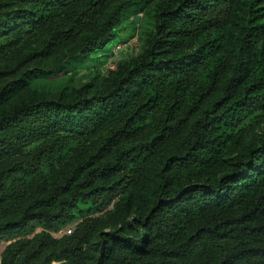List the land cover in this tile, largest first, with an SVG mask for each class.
I'll use <instances>...</instances> for the list:
<instances>
[{
	"label": "trees",
	"instance_id": "trees-1",
	"mask_svg": "<svg viewBox=\"0 0 264 264\" xmlns=\"http://www.w3.org/2000/svg\"><path fill=\"white\" fill-rule=\"evenodd\" d=\"M112 1L0 0V56L45 21L54 25L51 48L72 41ZM22 2L41 10L14 7ZM235 2L159 0L147 46L117 63L105 85L84 87L76 101L33 99L0 114V216L19 213L0 222V244L8 242L0 264H78L107 209L130 214L141 175L176 138L149 210L101 231L93 264H264V134L259 146L232 154L264 121V0L251 1L237 23L239 57L220 87ZM128 5L82 39L83 61L99 58L88 53L108 42ZM23 84L4 85L0 102ZM57 170L49 190L48 173Z\"/></svg>",
	"mask_w": 264,
	"mask_h": 264
},
{
	"label": "rangeland",
	"instance_id": "rangeland-1",
	"mask_svg": "<svg viewBox=\"0 0 264 264\" xmlns=\"http://www.w3.org/2000/svg\"><path fill=\"white\" fill-rule=\"evenodd\" d=\"M159 0H113L91 22L80 35L72 41L61 42L57 47L51 48L46 44L48 32L54 25L45 21L39 30L33 31L24 40L6 55L0 56V89L10 82L22 81L24 84L16 90L8 93L0 102V114L29 103L33 99H61L62 101H76L85 90L84 87L94 89L105 85L110 76V70L123 60L138 56L147 46L149 35L153 29L154 7ZM253 0H236L231 14V22L227 28L226 39L221 51L226 55L228 67L221 79L220 87L224 80L231 75L234 64L239 57L236 44L237 23L245 16L249 3ZM129 3L121 13V18L111 31L110 39L98 49L91 50L88 57H99L88 63L83 61L84 55L80 54V44L87 35H96L99 24L107 14L118 4ZM142 9L137 12V8ZM14 7L25 8L32 13L40 12L41 5L32 2L16 3ZM41 16V13H39ZM137 15L139 19L136 20ZM107 46V47H106ZM196 44L183 47L179 53L189 51ZM106 47V48H104ZM221 88L203 104V108L209 107L221 93ZM91 91V90H87ZM264 134V121L250 127L244 134L235 152L246 151L251 145L259 146ZM179 139L167 142L160 149L153 160L152 167L146 170L140 177L135 187L136 204L126 217H118L110 206L104 220L105 227H101L91 234L86 244L87 250L79 259L78 264H93L98 250L96 243L101 231L118 228L125 225L137 213L145 215L149 210L154 195V189L159 181V169L166 156L174 152ZM81 149H79L80 151ZM228 154L223 156L225 171L229 168ZM62 170L48 173L47 185L51 189V183L61 178ZM222 174L219 173L218 175ZM218 176L212 177L215 182ZM203 181L202 178L190 182ZM47 191V194L49 193ZM19 213L0 216V222L16 219ZM74 224L69 228H73ZM127 231V228H125ZM61 234V233H60ZM8 242L0 244V253Z\"/></svg>",
	"mask_w": 264,
	"mask_h": 264
},
{
	"label": "built area",
	"instance_id": "built-area-1",
	"mask_svg": "<svg viewBox=\"0 0 264 264\" xmlns=\"http://www.w3.org/2000/svg\"><path fill=\"white\" fill-rule=\"evenodd\" d=\"M70 231H71V228L66 227V228L60 230V231L57 232V233H53V235H55V236H59V235H62V234H69ZM60 233H61V234H60Z\"/></svg>",
	"mask_w": 264,
	"mask_h": 264
},
{
	"label": "water",
	"instance_id": "water-1",
	"mask_svg": "<svg viewBox=\"0 0 264 264\" xmlns=\"http://www.w3.org/2000/svg\"><path fill=\"white\" fill-rule=\"evenodd\" d=\"M139 19V15H137V17H136V20H138Z\"/></svg>",
	"mask_w": 264,
	"mask_h": 264
}]
</instances>
